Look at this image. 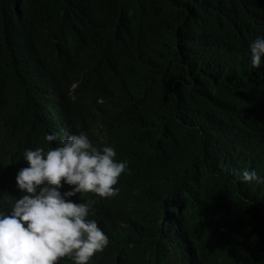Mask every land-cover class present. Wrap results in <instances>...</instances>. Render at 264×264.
Segmentation results:
<instances>
[{
    "label": "trees",
    "instance_id": "1",
    "mask_svg": "<svg viewBox=\"0 0 264 264\" xmlns=\"http://www.w3.org/2000/svg\"><path fill=\"white\" fill-rule=\"evenodd\" d=\"M259 35L264 0H0V140L46 135L25 115L76 86L129 163L118 195L96 201L137 247L126 261L174 264L183 239L207 264H264L242 195L263 189L238 183L243 154L232 158L253 139L264 147V57L255 77L232 78L250 74Z\"/></svg>",
    "mask_w": 264,
    "mask_h": 264
},
{
    "label": "clouds",
    "instance_id": "2",
    "mask_svg": "<svg viewBox=\"0 0 264 264\" xmlns=\"http://www.w3.org/2000/svg\"><path fill=\"white\" fill-rule=\"evenodd\" d=\"M248 51L252 69L250 74L232 77L238 84L259 74L264 35L252 40ZM75 88L25 115L28 126L46 129V135L15 148L0 140V264H153L145 255L126 261L125 252L137 247L126 234L115 233L97 213L98 197L118 195L119 188L114 186L129 163L104 140L107 129L91 117ZM80 111L87 118L78 124L74 117ZM208 148L203 143L202 149ZM241 154L240 164L246 168L233 169V175L238 183L262 187L260 201L243 191L242 195L251 224L264 230V147L253 139L246 152L240 147L232 158ZM179 244L172 246L179 256L174 264H207L194 244L183 239Z\"/></svg>",
    "mask_w": 264,
    "mask_h": 264
},
{
    "label": "bare ground",
    "instance_id": "3",
    "mask_svg": "<svg viewBox=\"0 0 264 264\" xmlns=\"http://www.w3.org/2000/svg\"><path fill=\"white\" fill-rule=\"evenodd\" d=\"M64 110H65V108L63 107L62 110H61V117H62V119L64 118V115H65V114H64V112H65ZM63 122H64V121H63ZM64 123H65V122H64Z\"/></svg>",
    "mask_w": 264,
    "mask_h": 264
}]
</instances>
